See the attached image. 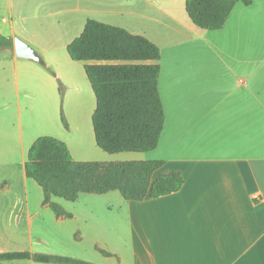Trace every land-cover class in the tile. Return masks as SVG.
Instances as JSON below:
<instances>
[{
    "label": "rangeland",
    "instance_id": "rangeland-1",
    "mask_svg": "<svg viewBox=\"0 0 264 264\" xmlns=\"http://www.w3.org/2000/svg\"><path fill=\"white\" fill-rule=\"evenodd\" d=\"M184 3L185 0H11L9 11L5 1L0 0V32L12 38L10 47L0 49V132H9L11 127L18 130L21 123L23 152L12 148L8 153L13 161L14 193L28 191L33 211H37L33 219H49L48 223L44 221V231L49 232L44 237L47 244L33 241L36 248H41L38 252L98 264L96 246H107L124 257L127 237L131 233L136 236V221L128 224L129 219H136L137 206L116 190L106 194L81 192L74 201L51 196L52 202L72 215L54 224L57 217L40 202V186L30 178L25 185L19 176L21 162L37 137L62 139L79 161H128L155 153H108L95 144L91 125L95 97L83 69L86 62L72 60L66 51L87 19L123 27L158 45V89L160 86L166 125L171 114V89L203 91L228 85H219L217 65H206L207 62L245 55L264 58V0H251L249 5L237 2L220 30L195 26ZM15 37L27 42L41 60L15 56L14 62Z\"/></svg>",
    "mask_w": 264,
    "mask_h": 264
},
{
    "label": "crops",
    "instance_id": "crops-1",
    "mask_svg": "<svg viewBox=\"0 0 264 264\" xmlns=\"http://www.w3.org/2000/svg\"><path fill=\"white\" fill-rule=\"evenodd\" d=\"M1 1L10 11L11 0ZM13 54L16 62L14 48ZM217 60L206 65H217L219 85H228L203 91L171 89V114L155 153L135 158L163 160L156 174L179 171L181 187L129 201L137 206L136 219L128 224L136 221V236L127 237L124 257L114 248L96 246L110 253L105 256L96 249L98 264H264V58ZM18 125V130L0 132V253L41 251L33 241L47 244L44 237L49 234L44 231L49 219H33L37 211L28 191L14 193L8 152H23L24 133ZM19 176L27 185L24 161ZM42 200L43 195V205ZM0 264L52 263L21 259Z\"/></svg>",
    "mask_w": 264,
    "mask_h": 264
},
{
    "label": "trees",
    "instance_id": "trees-1",
    "mask_svg": "<svg viewBox=\"0 0 264 264\" xmlns=\"http://www.w3.org/2000/svg\"><path fill=\"white\" fill-rule=\"evenodd\" d=\"M251 0H185L191 22L204 30H218L237 2ZM12 38L0 32V49L10 47ZM72 60L85 61L83 69L95 97L91 125L95 144L105 152H146L156 148L164 123L158 90L159 47L141 34L87 19L81 33L66 46ZM66 128L67 123L62 117ZM161 159L118 162L75 160L67 144L42 135L29 146L24 172L40 186L43 205L57 218H69L51 196L74 201L78 194L118 191L129 201L156 198L179 190V171L156 174ZM105 255L109 252L99 249ZM31 259L53 264H94L70 256L22 251L0 253L1 260Z\"/></svg>",
    "mask_w": 264,
    "mask_h": 264
},
{
    "label": "water",
    "instance_id": "water-1",
    "mask_svg": "<svg viewBox=\"0 0 264 264\" xmlns=\"http://www.w3.org/2000/svg\"><path fill=\"white\" fill-rule=\"evenodd\" d=\"M13 48L17 57L41 60L37 52L27 42L18 37L13 40Z\"/></svg>",
    "mask_w": 264,
    "mask_h": 264
}]
</instances>
